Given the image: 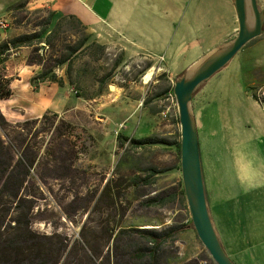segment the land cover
Here are the masks:
<instances>
[{"label": "rangeland", "instance_id": "1", "mask_svg": "<svg viewBox=\"0 0 264 264\" xmlns=\"http://www.w3.org/2000/svg\"><path fill=\"white\" fill-rule=\"evenodd\" d=\"M55 9L56 0H0V21L8 23V29L0 31L12 38L38 32L49 17L51 26L62 17L61 13L54 14ZM71 25L69 22L61 26L57 36L50 39V46L38 45V55L45 60V69L88 35L83 28ZM91 41L94 40L91 38L86 44ZM34 55L37 54L32 49L22 48L19 57L10 59L9 67L22 65L16 74L12 73V79H17L14 88L25 84L30 75L35 77L42 71L40 66L28 65L29 57ZM73 60L69 77L82 87L81 97L75 94L77 86L68 83L67 64L54 67L65 83L60 93L70 97L72 107L58 113L47 110L33 118L19 114L17 99L13 102L15 105L8 104L12 108L8 126L0 128V264L4 259H9V264L15 260V253L2 254L1 250L11 241L20 245L21 249L16 252L20 254L18 257H34L35 252L44 250L39 257L48 256L52 264H135L138 262L132 260L131 255L142 242L133 235L132 229L161 231L168 227H182V230L174 243L168 242L162 247L161 264H185L210 257L194 229L187 226L190 214L185 196L182 198L179 194L180 155L172 144L180 139L178 110L177 105L166 100L175 82L189 70L182 71L170 83L160 76L161 70L148 66L146 59L122 64L120 51L109 46L98 55L81 51ZM150 70L151 76L145 81ZM32 71L37 73L32 74ZM226 71L225 68L196 89L194 109L208 92L207 87L219 88ZM2 74L7 71L0 70ZM104 77H108L109 84L102 94L95 96L98 81ZM117 88L127 97H142L146 109L136 111L138 120L144 118V112L152 113L153 108L160 111L158 122L162 130L146 139L163 143L134 146L122 136L120 145L116 137L121 135L122 128L115 125L122 120L114 107L122 99L114 100V95L106 97L110 90L111 94L117 92ZM160 91H163L161 100L153 101ZM249 91L252 97H257L259 108L264 109V90L252 87ZM15 96H20L19 90L15 91ZM89 96L95 101L87 103L85 98ZM102 104H105L103 108ZM167 109L169 112L164 118L162 112ZM107 114L109 121L104 122ZM226 119H220L219 123L228 137L226 126L232 119L229 118L227 124ZM203 134L200 133L202 144L206 143ZM207 138L212 139L209 135ZM252 145L255 148L243 159L242 165H209L208 152L203 150L204 181L212 218L216 219L217 202L212 199V190L217 169L224 177L217 184L237 203L240 215L245 205L264 200V157L259 146ZM5 169H9L6 176L2 174ZM151 171L156 173L152 175ZM137 176L147 179L148 184L142 182L134 186L132 180ZM156 195L163 197L166 204L146 203ZM120 229L125 234L118 235ZM216 230L223 242L228 241L227 250H235L230 254L238 264H256L254 255L264 252V246H255V252L250 254L248 245L243 242H248V238L240 242L231 229ZM20 235L26 236V243L21 241Z\"/></svg>", "mask_w": 264, "mask_h": 264}, {"label": "crops", "instance_id": "2", "mask_svg": "<svg viewBox=\"0 0 264 264\" xmlns=\"http://www.w3.org/2000/svg\"><path fill=\"white\" fill-rule=\"evenodd\" d=\"M257 2L260 10L264 11V0ZM55 10L56 15L61 13L62 17L75 18L95 42L118 49L122 64L146 59L150 67L161 70L160 76L170 83L182 71L193 69L204 58L225 47L238 32L234 0H56ZM11 38L0 31V43ZM21 49L5 63L8 77H11L12 96L0 100V112L4 118L8 121L12 112L9 105H15V99L19 114L33 118L42 116L47 110L58 113L72 107L69 105L70 97L60 93V87L56 84L45 82L34 89L29 82L33 75L26 79L25 84L13 87L17 79H12V73L16 74L22 65L9 67L7 64L10 59L20 56ZM230 62L225 67L227 71L218 84L219 88L207 87L208 92L195 109L192 104L197 101H194L193 95L190 105L198 131L203 178L204 151L208 152L209 165L217 167L244 164L243 159L255 148L253 143L259 146L264 157V109L259 108L257 99L249 91L252 87L264 90V34L248 42ZM225 68L216 74H221ZM35 73L37 71H32V74ZM117 89L114 94L109 89L106 97L114 95V100L122 99L114 107L122 120L115 125L122 128L121 136H125L129 142L144 140L162 130L158 122L161 115L158 109L153 108L149 114L144 112V118L138 120L136 111L146 109L142 97H127L121 88ZM16 90H19V97L15 96ZM162 93H156L153 101H160ZM101 99L105 98L101 96ZM85 101L90 103L95 100ZM104 106L101 105L102 108ZM222 118H227L226 124L229 118L232 119L231 123L225 125L228 137L220 129L219 121ZM106 121H109V115ZM200 133H204V144ZM217 171L212 190V199L217 202L216 219L211 217L213 225L215 229H231L240 242L248 238V242H243L252 254L255 246H264V200L245 205L246 209L240 215L237 203L224 187L217 184L224 179L222 173ZM205 194L209 206L206 187ZM219 240L229 258L238 264L230 254L235 250L226 248L228 241L223 242L220 237ZM254 256L257 257L256 264H264V252Z\"/></svg>", "mask_w": 264, "mask_h": 264}, {"label": "water", "instance_id": "3", "mask_svg": "<svg viewBox=\"0 0 264 264\" xmlns=\"http://www.w3.org/2000/svg\"><path fill=\"white\" fill-rule=\"evenodd\" d=\"M238 21L236 37L178 79L173 88L180 124V171L190 219L197 238L215 264H234L213 225L205 194L198 131L191 111L196 89L225 68L251 40L264 34V11L257 0H234Z\"/></svg>", "mask_w": 264, "mask_h": 264}, {"label": "trees", "instance_id": "4", "mask_svg": "<svg viewBox=\"0 0 264 264\" xmlns=\"http://www.w3.org/2000/svg\"><path fill=\"white\" fill-rule=\"evenodd\" d=\"M52 14V13H51ZM50 14V16H51ZM53 15V14H52ZM51 17L47 19V22L45 23L44 26L38 31L30 34H23V35H18L15 36L11 39L4 40L0 43V64L1 66V71H6L5 63L9 59V57L13 54H15L19 49L21 48H30L32 49V52L36 53L37 55H34L32 57H29L27 63L30 66L37 65L42 67V71L37 74V76L32 77L30 79V85L36 89L38 88V85L41 83H53L56 84L58 87L63 88L64 86V80L57 75V73L54 71V67H61L64 64H67V68L65 69L66 75H67V80L70 85H76L77 89L75 90V94L78 97H81L82 95L80 92L81 86L76 84L71 77H69V73L71 70V66L73 64V58L81 52H94L95 54H102L104 50L106 49L105 45H101L95 41H91L88 45L86 44L90 38L89 35L85 37L78 45L75 47H72L71 49H68V53L65 55H61L58 59L53 60L54 64H52L49 68L45 69V63L44 59L38 55V45L41 43H45L47 46H50V39L53 37L57 36L59 33V30L61 29V26H63L65 23H71L72 28H85L81 26V24L76 21L75 18L68 16V17H62L60 18L53 26H51ZM51 60V59H50ZM116 66H118V63H116ZM150 66V63L148 64ZM10 81L11 77H8L7 74H2L0 75V100H6L12 96V90L10 88ZM109 84L108 77H104L100 81H98L97 85V92L95 96L102 94L103 88ZM255 99L257 98L256 96H253ZM94 97H86L85 99H93ZM178 120V118H177ZM179 122V120H178ZM8 126V121L4 118V116L0 112V128H5ZM116 139L120 143V145L123 144L122 139L123 137L121 135H117ZM131 145H145V144H156V143H163L162 141H158L157 139H144V140H131L129 142ZM177 151V154L180 155V139L178 138L177 141L172 143ZM8 168H11V165L9 164ZM9 170V169H8ZM7 169L2 171V174L4 176L7 175L8 172ZM152 175L153 172L151 171ZM156 173V172H155ZM9 176V173H8ZM134 186H139L142 182L148 184L147 179H142L141 177L137 176L132 180ZM181 183V190L179 192L180 196L184 198V190L182 187ZM15 197V194H11V197ZM149 205H165L166 200L159 196L156 195L146 202ZM188 227L193 229V225L191 222V219L188 218ZM133 235L135 234L139 240H141L142 245L140 247H137V249L134 250L132 256V260L136 259L135 264H161L160 263V252L161 249L164 245H166L168 242H175V237L176 235L182 230V227L180 228H174V227H168L164 230L159 231L158 229H132ZM125 234V232L120 229L118 231V235ZM21 241L26 243V236H22ZM2 247V246H1ZM20 245L16 242H9V245H6L5 247H2L1 250H3L2 254L5 253V251L8 252H13L15 253V260L13 261L12 264H52L51 259L47 256V258H40L41 253H44V250L37 251L34 254V257H18L20 254H17L20 250ZM4 259V258H3ZM37 261L38 263H36ZM201 261H205L206 264H215L210 257H207V259H202V258H197L194 260H191L185 264H200ZM9 264V259H4L2 261V264Z\"/></svg>", "mask_w": 264, "mask_h": 264}, {"label": "built area", "instance_id": "5", "mask_svg": "<svg viewBox=\"0 0 264 264\" xmlns=\"http://www.w3.org/2000/svg\"><path fill=\"white\" fill-rule=\"evenodd\" d=\"M8 29V23L6 21H0V30H7ZM161 60H163L161 58ZM167 101H170L171 103H173L175 106H176V100H175V96L173 94V91L172 89L167 93V98H166ZM169 110H165L162 112V115L164 118L167 117V114H168Z\"/></svg>", "mask_w": 264, "mask_h": 264}, {"label": "bare ground", "instance_id": "6", "mask_svg": "<svg viewBox=\"0 0 264 264\" xmlns=\"http://www.w3.org/2000/svg\"><path fill=\"white\" fill-rule=\"evenodd\" d=\"M151 70L146 74V76H145V78H144V80L145 81H148L149 80V78H150V76H151Z\"/></svg>", "mask_w": 264, "mask_h": 264}]
</instances>
